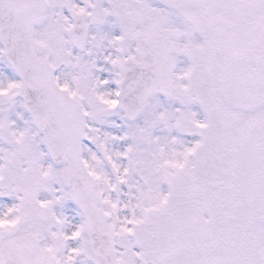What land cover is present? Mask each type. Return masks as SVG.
<instances>
[{
  "label": "snow or ice",
  "instance_id": "6c2138e0",
  "mask_svg": "<svg viewBox=\"0 0 264 264\" xmlns=\"http://www.w3.org/2000/svg\"><path fill=\"white\" fill-rule=\"evenodd\" d=\"M0 264H264V0H0Z\"/></svg>",
  "mask_w": 264,
  "mask_h": 264
}]
</instances>
